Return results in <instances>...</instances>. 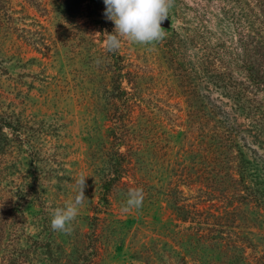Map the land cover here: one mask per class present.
<instances>
[{"label": "rangeland", "instance_id": "rangeland-1", "mask_svg": "<svg viewBox=\"0 0 264 264\" xmlns=\"http://www.w3.org/2000/svg\"><path fill=\"white\" fill-rule=\"evenodd\" d=\"M253 5L174 0L161 26L167 35L201 17L230 39L238 18H256ZM105 7L104 0H0V115L10 122L0 129L7 147L0 264H230L218 249L230 243L245 255L238 264H264L257 259L264 209L247 199L227 203L225 178L214 186L183 178L193 162L189 95L164 44L122 38L118 51H107L115 25ZM223 10L228 20L220 25ZM115 79L140 99L130 113L113 97ZM80 174L85 199L72 232L54 231L50 213L73 199ZM132 188L143 189V205L122 213ZM183 203L201 211L193 223L181 219ZM232 207L224 231L208 229L213 214ZM193 226L201 243L188 239Z\"/></svg>", "mask_w": 264, "mask_h": 264}, {"label": "trees", "instance_id": "trees-1", "mask_svg": "<svg viewBox=\"0 0 264 264\" xmlns=\"http://www.w3.org/2000/svg\"><path fill=\"white\" fill-rule=\"evenodd\" d=\"M252 10L256 18H238L230 39L223 28L221 32L211 30L204 18L197 17L199 24L172 28L161 42L180 70L189 95L187 124L194 134L187 153L193 162L190 172H183V178L200 185L211 182V186L220 185L225 178L228 185L221 191L227 203L228 198L240 202L247 199L264 209V0H254ZM225 14L223 10L218 18L220 25L228 20ZM112 90L126 112L139 105L140 99L129 94L116 79ZM9 123L0 115V129L9 127ZM5 150L7 147L0 145V151ZM177 207L183 211L181 219L191 223L201 212L190 203ZM224 211L206 221L209 230L224 231L225 221L232 217L225 216L235 209ZM201 235L195 226L187 232L193 242L201 243ZM238 247L235 243L220 246V251L227 250L220 255L222 260L230 264L245 262V255L236 252ZM262 256L264 253L257 259Z\"/></svg>", "mask_w": 264, "mask_h": 264}, {"label": "clouds", "instance_id": "clouds-1", "mask_svg": "<svg viewBox=\"0 0 264 264\" xmlns=\"http://www.w3.org/2000/svg\"><path fill=\"white\" fill-rule=\"evenodd\" d=\"M174 0H104V16L114 22V30L104 40L107 51L115 52L121 47V39L134 44L149 45L162 41L166 32L161 24L168 18L169 9ZM87 175L80 174L75 178L77 186L73 199L64 207L54 208L50 226L52 230L70 234L72 222L79 215L85 194ZM142 188H132L127 192V200L121 207L122 213H130L143 205Z\"/></svg>", "mask_w": 264, "mask_h": 264}, {"label": "water", "instance_id": "water-1", "mask_svg": "<svg viewBox=\"0 0 264 264\" xmlns=\"http://www.w3.org/2000/svg\"><path fill=\"white\" fill-rule=\"evenodd\" d=\"M167 23H168V18L165 21L162 22V24H164V25L167 24Z\"/></svg>", "mask_w": 264, "mask_h": 264}]
</instances>
